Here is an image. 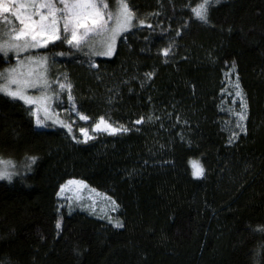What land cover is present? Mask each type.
I'll list each match as a JSON object with an SVG mask.
<instances>
[{
  "label": "trees",
  "instance_id": "obj_1",
  "mask_svg": "<svg viewBox=\"0 0 264 264\" xmlns=\"http://www.w3.org/2000/svg\"><path fill=\"white\" fill-rule=\"evenodd\" d=\"M128 3L146 24L122 33L111 56H93L94 68L60 40L21 53L58 57L78 110L129 131L85 141L0 97V158L14 174L0 179V264H264L255 230L264 224V0H221L210 25L193 17L180 35L197 0ZM169 41L166 56L158 50ZM15 61L0 54V71ZM228 71L247 103L245 131L231 143L221 110ZM29 156L38 157L31 171ZM190 159L204 176L191 175ZM69 178L112 197L123 227L61 205L56 192Z\"/></svg>",
  "mask_w": 264,
  "mask_h": 264
},
{
  "label": "snow or ice",
  "instance_id": "obj_2",
  "mask_svg": "<svg viewBox=\"0 0 264 264\" xmlns=\"http://www.w3.org/2000/svg\"><path fill=\"white\" fill-rule=\"evenodd\" d=\"M221 0H197L195 6L191 7V15L189 19L184 21L176 30V35H180L182 30L192 22L210 25V9L217 5ZM9 15L14 17L17 24L7 27L11 24ZM152 15V14H150ZM155 15H158L156 13ZM0 21L6 26L0 31V54L8 57L14 54L16 62L11 67L0 71V97H3L4 103L22 101L25 105L32 106L30 115L36 125H44L46 120H52L53 124H61L71 134L72 124L65 123L58 118L53 119L51 113L52 102L59 100L67 91V101L70 111L76 113L81 120H88L89 117L78 110L75 98L72 95L73 85L67 81V78L61 80L59 77L55 81L49 79L47 71V56L35 57L26 56L21 60V53H27L30 50L48 46L57 40L75 49H83L85 46L89 49L88 59L92 61L90 67H95L93 56L103 55L111 56L116 46V39L129 29H133L135 24L145 25L146 20H136V13L129 5L128 0H114V7L110 8L108 0H0ZM148 27H152L148 24ZM166 31V30H165ZM147 39V37L145 38ZM54 46V45H53ZM175 47L174 41H169L165 47L158 51L167 55L172 53ZM97 49H102L97 52ZM62 54V53H61ZM235 67V64H233ZM153 72L145 73L146 79H151ZM235 96L240 98L241 111L235 115L237 117V127L241 131H245L242 122L247 116V104L244 99L242 89L240 87L239 78L234 82ZM54 89V91H50ZM29 90H37L40 92L38 96L29 95ZM223 91V89H222ZM42 114V115H41ZM152 116L148 117L151 120ZM145 120L141 116L135 121L140 124ZM94 130H103L111 133L118 131L127 132L129 129L121 125L113 126L103 116L99 117L96 123L92 124ZM79 132L83 134L85 141L91 139L88 130L80 128ZM238 135L233 132L229 138V143ZM73 140H77V136L72 135ZM28 164L25 165L26 170L31 171V164L35 162L37 156L27 157ZM191 166V175L199 178L205 175V168L199 160L189 161ZM11 166V161H5L0 158V179L12 181L13 173L7 171V167ZM67 185L85 186L84 180L75 178L69 179L59 185L56 196L64 195ZM93 191H95L93 189ZM80 198L77 197V200ZM113 209L119 205L111 197ZM81 207H89L81 203ZM72 204L69 198V210ZM91 210L95 211V205L91 206ZM59 211V209H58ZM112 225L122 228L123 223L119 219L108 217ZM55 226L57 230L61 228V219L58 217ZM259 232L264 233V224L258 225ZM43 239V236L41 237Z\"/></svg>",
  "mask_w": 264,
  "mask_h": 264
},
{
  "label": "rangeland",
  "instance_id": "obj_3",
  "mask_svg": "<svg viewBox=\"0 0 264 264\" xmlns=\"http://www.w3.org/2000/svg\"><path fill=\"white\" fill-rule=\"evenodd\" d=\"M121 34L117 37L116 43H117L118 39L120 38ZM37 49H39V48H37ZM37 49H33V50H37ZM83 49L85 50V53L89 52V49L87 48V46H85ZM33 50H30V51H33ZM101 50L102 49H97L96 51L99 52ZM29 56L41 57V56H45V55L35 53L34 55L30 54ZM20 59L24 60V59H26V57H20ZM15 62L13 64H15ZM61 64H62V62L58 57L47 56V71L49 73V79L52 81H55L57 79V77H59L61 80H64L65 78H67V81L71 82L69 79L68 73L66 72V70H64V68ZM12 65H9V66L5 67L4 69L9 68ZM236 80H237L236 75L234 74L233 71L226 72L224 74V80H223V87H222L223 91L221 90V110L225 115L224 123H225V127L228 130L230 137L232 136L233 132L238 133V135L241 132H243L237 127V117L235 115L237 112L241 111L240 98L235 96L236 90L233 86L234 82ZM50 91H54V89H51ZM28 94L32 95V96H38V95H40V92L37 90H29ZM72 95H73V91H72ZM73 97H74V95H73ZM244 99L246 101L245 96H244ZM25 106L27 107L28 112L30 114L32 106H28V105H25ZM246 111H247V109H246ZM50 114L53 116V119H56L57 114H58L59 119L63 120L65 123H71L73 131L78 136H80L82 139H84V138H83V134H81L79 132L80 128L87 129L88 135L91 138L96 136V135H101V134H112L111 132H108V131L94 130L92 128V124L96 123L97 120L99 119V117L96 118L94 121L90 122L89 119L88 120L79 119V116L76 113L71 112L68 101H67V91H65L64 95L59 100H54L52 102ZM106 120H108V119H106ZM245 120H246V118L242 122L244 129H245ZM109 123H112L113 126H115V127H120V125L115 124L111 121H109ZM44 125H60V126H62L59 123L53 124L52 120H46ZM44 125H39V126H44ZM6 170L10 171L11 166H8ZM69 179H73V178H69ZM69 179H67V180H69ZM75 179L81 180L78 178H75ZM67 180H65V181H67ZM65 181L63 183H65ZM93 189L95 191H93ZM77 197H79L80 199L77 200ZM108 197H110V196L106 192L100 191V190H98V189H96V188H94V187H92L86 183L85 186L67 185L66 189L64 191V195L57 197V198H58V202L61 205H64L68 208H69V198H71V204H72L71 209H81V210H84V211L94 215V216H98L101 218H108L109 216L114 218L118 208H115V210H112L113 205L111 204V201L108 200ZM81 203H83L85 205H89V207H87V208L81 207L80 206ZM93 203L95 205V211L94 212L91 210V206L93 205Z\"/></svg>",
  "mask_w": 264,
  "mask_h": 264
}]
</instances>
